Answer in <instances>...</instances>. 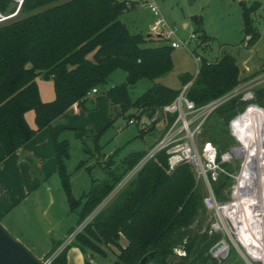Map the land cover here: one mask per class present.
<instances>
[{
  "label": "trees",
  "instance_id": "16d2710c",
  "mask_svg": "<svg viewBox=\"0 0 264 264\" xmlns=\"http://www.w3.org/2000/svg\"><path fill=\"white\" fill-rule=\"evenodd\" d=\"M12 2L0 0V10L5 12ZM254 6L242 7L248 45L259 39L250 17ZM126 11L123 4L114 0H24L16 17L0 23V143L9 156L40 130L51 128L57 172L70 210L78 213L77 226L94 214L58 254L63 241L54 242L46 256L56 254L50 264H67V253L72 246L86 256L85 264H96L87 253L92 250L107 256L101 245H113L119 250L114 264H140L149 252L155 253L151 264H216L209 249L219 235L208 232V214L193 166L182 163L169 172L165 150L147 161L101 210L98 209L104 200L149 150L130 153L122 160L121 171L105 170L106 177L94 180L87 194L79 199L74 196L66 164L70 143L60 139L61 131L53 125L75 104L94 110L96 107L89 105L92 102L89 93L94 88L98 91L105 88L113 73L124 71L126 79L104 92L112 105L121 107L122 114L137 110L129 117V123L132 118L140 122L143 116L153 122L163 118L166 122L163 136L176 118L162 113V109L179 96L181 89L156 82L136 99L130 96L131 86L142 79L156 80L167 74L174 68V60L171 46H150L147 43L152 37L130 30L121 20ZM205 37L200 36L201 43ZM240 75L235 58L225 54L214 62L200 57L196 75L183 74L180 78L183 86L191 82L187 96L199 106L238 86ZM38 77L53 80L56 93L53 101L41 99ZM255 101L264 106V87L255 91ZM245 104L238 98L227 100L207 117L202 130L216 116L221 119L220 128L229 134V120ZM29 111L35 112L36 127L26 118ZM220 128L215 130L222 135ZM75 130L78 135L90 131ZM95 136L99 138L100 133ZM229 138L230 143L216 144L220 152L234 143L230 134ZM224 166L231 170V165ZM229 184L225 175L212 183L218 198L225 197L223 191ZM176 249L185 250L187 255L178 256Z\"/></svg>",
  "mask_w": 264,
  "mask_h": 264
},
{
  "label": "rangeland",
  "instance_id": "374dc122",
  "mask_svg": "<svg viewBox=\"0 0 264 264\" xmlns=\"http://www.w3.org/2000/svg\"><path fill=\"white\" fill-rule=\"evenodd\" d=\"M160 4L166 18L178 28L180 38L187 39L192 33L196 37L188 46L173 49L174 68L170 72L156 80L142 79L136 85L131 86L129 89L132 99H136L156 82L164 83L175 89H182L181 75L194 76L196 70L199 69L200 62L197 61V56L214 62V60H218L225 54L231 55L239 66L244 67V70H241L239 85L251 81L254 92L264 87V0H161ZM253 5L255 6L250 17L252 25L259 33V39L253 45H248V37H245L244 33L242 7ZM12 6H14V2L5 12H10ZM128 11L130 10L121 15V20L128 25L132 32H142L145 35L152 34L150 26L154 18L151 13L147 10H134L129 13ZM186 25L187 27H185ZM203 34L206 37L198 45V42L201 41L200 36ZM166 43L163 39L153 36L147 44L157 46ZM124 74V71L121 70L113 73L106 87L99 91V95L106 97L104 92L106 88L111 87L113 84L123 83L126 79ZM43 80L48 79L44 78ZM90 104H94L93 100ZM94 106L96 107L94 110L82 108L80 119H74L76 121L75 125L80 126V129H89V132L78 135L75 129H67L60 133V139H67L70 143V158L66 161V164L67 171L70 174L72 190L77 199L90 191L94 180H101L106 177L105 170L121 171L123 168L122 160L127 155L132 152L149 150L160 139L161 132L166 125L163 118L153 122L144 116L140 122H137L134 118L135 123L131 124L129 123V117L137 112L135 109H130L122 114L119 105L108 106V109L99 105ZM220 122L221 119L212 116L202 133L196 137V143L200 145L205 140H212L211 142L215 145L230 143L229 134L220 128ZM216 127L220 128L224 134H218L217 129L215 130ZM98 133H100V136L96 138L95 134ZM237 168V161L231 164V171H236ZM228 178L231 182L230 177ZM54 179L57 180L61 188L62 183L59 174L56 173ZM131 179L126 182L123 180L104 200L98 210L110 203ZM196 183L198 189L204 195L205 187L203 183L197 179ZM227 188L224 189L223 193L227 191ZM60 192L61 201L65 208L61 209V214L59 213L60 204L57 198H55L54 204L50 202V207L46 206L47 204L43 205L44 208L48 207L46 219L47 221L50 219V224L57 222L55 218L58 219V217L56 215H60L63 225L68 223L75 227L74 231L66 238L61 236L63 243L57 250L59 252L69 245L85 226L84 222L77 226L78 213L71 210L68 213L69 202L67 196L63 188L60 189ZM208 218L209 216H207V220ZM1 222L4 224L3 220ZM8 230L13 234L9 228ZM14 237L17 238L15 235ZM122 244H126L125 239ZM101 248L107 256L88 250L87 257L96 264H114L119 250L113 245H101ZM221 263L242 264V260L238 252L231 246L228 257L223 259Z\"/></svg>",
  "mask_w": 264,
  "mask_h": 264
},
{
  "label": "built area",
  "instance_id": "2783aa9c",
  "mask_svg": "<svg viewBox=\"0 0 264 264\" xmlns=\"http://www.w3.org/2000/svg\"><path fill=\"white\" fill-rule=\"evenodd\" d=\"M12 1L18 7L16 13L10 14L0 10V23L19 14L24 0ZM114 1L123 4L126 10L150 11L154 18L150 26L152 36L163 39L173 49L188 46L196 37L194 33L187 39L179 37L178 28L162 11L161 0ZM196 59L200 62L198 56ZM250 82L238 85L199 106L187 96L191 82L184 85L179 96L162 109V113L176 116L174 122L123 179L126 182L133 178L147 161L163 150L168 154L169 172L182 163H190L196 179L205 187L202 203L209 216L208 232L219 235V239L209 249L210 257L216 264H222L221 261L228 257L231 246L240 255L242 264H264V106L255 101L254 86ZM96 92L98 90L94 88L89 94ZM231 98H238L246 103L228 123L229 134L234 143L221 152L209 140L197 144L196 137L201 133L207 117ZM130 123H135V119L132 118ZM236 161L238 162L236 171L224 166ZM221 175L231 179L223 199L216 196L212 187V183ZM93 216L94 214L84 222V225ZM214 247L216 249L212 251ZM175 252L178 256L187 255L182 249H176ZM54 256L55 254L49 258L48 264L52 262Z\"/></svg>",
  "mask_w": 264,
  "mask_h": 264
},
{
  "label": "crops",
  "instance_id": "0c3cea01",
  "mask_svg": "<svg viewBox=\"0 0 264 264\" xmlns=\"http://www.w3.org/2000/svg\"><path fill=\"white\" fill-rule=\"evenodd\" d=\"M200 44L201 41L198 42V45ZM43 79L42 77L37 78L41 99L44 102L53 101L56 97L54 82L52 79L45 81ZM114 85L116 84L112 86ZM91 96L93 105L107 107V109L108 106H113L107 95L106 97L101 96L99 91ZM81 110L82 107L78 104L73 105L57 119L58 123L55 122L53 127L61 130V133L67 129L80 128L74 124L76 122L74 119H80ZM26 118L32 127H36L34 111H29ZM55 154L52 129L49 127L40 130L19 150L9 156L6 155L0 143V219L40 258H46L54 242L62 241L61 236L66 238L69 230L74 226L68 223L63 225L60 215H56L58 217V219L55 218L56 224H50V219L49 221L46 219L48 207L44 208V204L50 207V202L54 204L57 198L60 204V214L61 209L64 208L60 194L62 187L60 188L57 180H53L54 175L58 174ZM68 207V213H70V206ZM58 253L59 251L56 252ZM85 258L86 256L78 247L72 246L67 253V264H85Z\"/></svg>",
  "mask_w": 264,
  "mask_h": 264
},
{
  "label": "water",
  "instance_id": "95a60500",
  "mask_svg": "<svg viewBox=\"0 0 264 264\" xmlns=\"http://www.w3.org/2000/svg\"><path fill=\"white\" fill-rule=\"evenodd\" d=\"M18 7L12 6L10 14L16 13ZM152 34H148L151 38ZM240 69L244 67L240 65ZM216 247L212 249L214 251ZM154 252H149L140 261V264H151ZM49 258H40L22 241L14 237L0 220V264H48Z\"/></svg>",
  "mask_w": 264,
  "mask_h": 264
}]
</instances>
